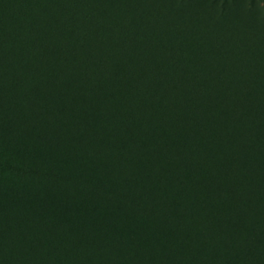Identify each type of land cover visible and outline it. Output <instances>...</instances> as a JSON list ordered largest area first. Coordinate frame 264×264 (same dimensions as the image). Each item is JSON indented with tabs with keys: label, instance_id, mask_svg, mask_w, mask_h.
<instances>
[{
	"label": "rangeland",
	"instance_id": "1",
	"mask_svg": "<svg viewBox=\"0 0 264 264\" xmlns=\"http://www.w3.org/2000/svg\"><path fill=\"white\" fill-rule=\"evenodd\" d=\"M104 7L128 14L124 32L149 11L184 37L229 40L207 52L262 49L234 23L264 32V0H0V264H264V95L184 126L155 113L136 134L104 108L79 115L87 83L62 93L28 66L33 20L51 36L68 22L71 43Z\"/></svg>",
	"mask_w": 264,
	"mask_h": 264
},
{
	"label": "trees",
	"instance_id": "2",
	"mask_svg": "<svg viewBox=\"0 0 264 264\" xmlns=\"http://www.w3.org/2000/svg\"><path fill=\"white\" fill-rule=\"evenodd\" d=\"M79 13L71 7L69 19ZM116 13L117 7L86 11L79 35L71 43L64 38L69 34L68 22L53 36L39 30L37 19L32 28L26 26L20 33L27 34L32 48L28 66L46 85H55L62 93L84 83L91 86L93 101L78 104L81 107L76 108L83 110L80 116L104 108L107 116L124 115L126 128L135 127L138 134L149 128L155 113L164 117L165 127L184 126L192 114L204 116L213 113L215 106L229 107L242 94L254 105L263 97L264 32L258 24L235 22L234 27L240 32L236 38L241 44L261 45L260 51L232 48L212 53L207 52L208 46L221 50L229 40L184 37L178 24L165 22L149 11L140 15L132 31L124 32L129 16L126 13L119 20ZM15 25L4 26L7 34L16 36L12 27L19 24ZM60 40L64 49L51 51L52 44ZM80 67L85 71L83 80ZM227 76L233 78L232 85L225 81ZM51 94L61 103L73 99L72 95ZM111 104L114 112H109Z\"/></svg>",
	"mask_w": 264,
	"mask_h": 264
}]
</instances>
